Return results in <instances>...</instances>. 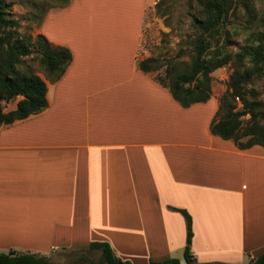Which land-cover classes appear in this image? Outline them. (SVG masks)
<instances>
[{
  "label": "crops",
  "instance_id": "1",
  "mask_svg": "<svg viewBox=\"0 0 264 264\" xmlns=\"http://www.w3.org/2000/svg\"><path fill=\"white\" fill-rule=\"evenodd\" d=\"M146 4L70 0L46 14L40 33L72 60L42 77L45 109L0 126V253L62 264L106 241L132 264L183 263L180 210L199 264L264 253V148L211 134L225 90L183 107L138 68Z\"/></svg>",
  "mask_w": 264,
  "mask_h": 264
},
{
  "label": "trees",
  "instance_id": "2",
  "mask_svg": "<svg viewBox=\"0 0 264 264\" xmlns=\"http://www.w3.org/2000/svg\"><path fill=\"white\" fill-rule=\"evenodd\" d=\"M198 10L191 20L192 35L188 38V63L179 60L184 51L180 47L172 59L160 61L147 57L139 59L138 68L151 72L161 67L164 75L155 80L166 87L177 103L189 107L207 102L212 94V72L232 63L225 91L219 97L218 109L210 123L211 134L221 139H231L244 149L252 145L264 148V9L259 17L254 8L255 0H191ZM241 6L247 21L257 23L248 41L233 53L226 48L224 27L228 18ZM12 4L0 0V126L25 119L41 112L47 106L46 82L57 81L69 66L72 55L68 48L55 46L42 34L33 39L22 35L21 24L14 17ZM35 54L45 80L26 62ZM184 65V66H183ZM259 82L260 91L250 87ZM19 97L15 107L5 111L3 102ZM186 222L184 262L177 258L148 264H199L194 259L190 242L192 225L189 214L180 210ZM99 251V258L92 261L82 252L74 264H132L116 257L106 241L91 242L88 252ZM0 264H56L43 255L8 251L0 253ZM248 264H264V253Z\"/></svg>",
  "mask_w": 264,
  "mask_h": 264
},
{
  "label": "rangeland",
  "instance_id": "3",
  "mask_svg": "<svg viewBox=\"0 0 264 264\" xmlns=\"http://www.w3.org/2000/svg\"><path fill=\"white\" fill-rule=\"evenodd\" d=\"M11 2L12 13L21 24L22 35L32 37L40 33V27L46 14L53 9L64 8L70 0H7ZM254 8L256 16L259 17L264 9V0H255ZM197 6L191 0H147L144 8L142 24V40L138 50L139 59L152 57L160 61L172 59L176 56L180 47L184 51L179 60L188 63V38L192 35L191 20L197 14ZM257 30V23L247 21L241 6L237 7L235 13L228 18L224 27V39L228 40L226 48L233 53L248 41L251 33ZM26 62L30 64L43 77L42 68L35 54L30 55ZM184 66V65H183ZM232 63H228L212 72L211 89L213 95H220L226 89V83L233 70ZM154 79L164 75L163 67L150 72ZM250 87L260 91L259 82H254ZM16 97L8 102L2 103L5 111L15 107ZM99 251H91L86 256L92 261L99 258ZM62 264H72L78 259L77 254L62 252L59 254Z\"/></svg>",
  "mask_w": 264,
  "mask_h": 264
},
{
  "label": "bare ground",
  "instance_id": "4",
  "mask_svg": "<svg viewBox=\"0 0 264 264\" xmlns=\"http://www.w3.org/2000/svg\"><path fill=\"white\" fill-rule=\"evenodd\" d=\"M90 17V16H89ZM88 57V56H87Z\"/></svg>",
  "mask_w": 264,
  "mask_h": 264
}]
</instances>
